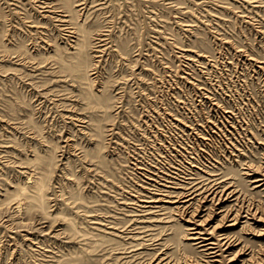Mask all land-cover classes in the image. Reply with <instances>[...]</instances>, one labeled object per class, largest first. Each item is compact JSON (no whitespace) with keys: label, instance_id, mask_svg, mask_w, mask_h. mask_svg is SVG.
<instances>
[{"label":"rangeland","instance_id":"374dc122","mask_svg":"<svg viewBox=\"0 0 264 264\" xmlns=\"http://www.w3.org/2000/svg\"><path fill=\"white\" fill-rule=\"evenodd\" d=\"M259 30L264 0H0V264L199 260L183 216L144 201L186 173L264 208ZM37 180L49 214L19 212ZM249 222L216 231L264 264ZM237 248L218 263L248 264Z\"/></svg>","mask_w":264,"mask_h":264},{"label":"bare ground","instance_id":"6f19581e","mask_svg":"<svg viewBox=\"0 0 264 264\" xmlns=\"http://www.w3.org/2000/svg\"><path fill=\"white\" fill-rule=\"evenodd\" d=\"M43 4H44L43 8L47 7L46 3ZM65 21L66 20H61V22H65ZM259 31L264 34V30H259ZM243 49L240 48L238 49L237 52L240 55L241 54L244 55L245 51ZM247 58L249 60H255V58H252L251 55L247 56ZM256 62H258V60ZM208 100H210V98ZM214 103L216 104L218 102L216 101ZM249 167H247V170L245 171L246 174H249L248 172L250 171ZM32 173L35 172L33 171ZM194 174L195 173H188V174L186 173L185 176H183L184 179L183 180L179 179V181L174 179L167 181L165 179L164 180L165 183L169 184L168 186L167 184H165V186L163 185L165 188H168L165 190L156 187V185L154 184L155 187H153L152 190H154L153 194L157 196H149V199L144 200L145 202L169 201L166 202L171 204V207H168L170 209L169 211L175 212L179 216H183L182 219L184 220L185 223H187V231H188L186 233L187 239L193 242L192 246L198 249V251L202 255V258H200L199 260L188 258L184 260L182 264H211V263L219 264L220 263L219 258L224 253L230 254L229 250L237 247L238 248L235 251L234 256L246 255L248 256V258H246L248 264L254 263L255 250H253L252 248L250 249V247L245 244L239 246L241 244V240L239 239V237L234 236L232 234L231 235L226 234L224 232L220 233L217 232L216 230L222 229L223 227H227V228L234 227L236 225H239V223H241L242 227L245 228L247 232L250 233L252 228L249 227L251 224L249 221L255 220L257 222H261L264 219L263 218L264 208L260 207L259 205H254L252 203H247V204L235 203L234 207H230L229 209H226L222 205L223 202L238 201L237 196H234L236 190L232 189L228 191L230 189L229 187H231L232 185L231 184H229L228 186L222 185L224 179H222V177H220L218 173L217 174L211 173L209 174V177L207 176L208 178L206 179L203 178L201 180L200 179L198 180L194 176ZM27 179H31V176ZM34 179H36V177ZM150 180L153 179L150 178ZM253 181L257 182L256 184L257 186L263 184L261 178L254 179ZM219 183L221 184L219 185ZM25 187L20 188L18 192L17 190H15L16 193L11 196L13 198L12 200H14L13 202L16 205L18 211L20 212L23 209L25 212L30 213L33 210H37L44 215H48L49 213L47 211V208L43 203V194L41 192L42 183L37 180L34 183L35 191H33L30 194L27 192ZM198 202L199 205L197 204ZM206 202H210L211 206L206 207V205L203 204ZM190 208L192 210L189 211ZM260 209H262V213L260 212ZM203 212L205 213L202 215ZM211 217L214 218L219 217V221L213 226H208V222L211 221ZM162 262L163 259H161L157 264H161ZM163 264H170V262L166 261Z\"/></svg>","mask_w":264,"mask_h":264}]
</instances>
